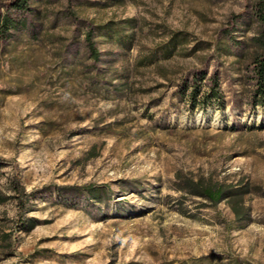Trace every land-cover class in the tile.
I'll use <instances>...</instances> for the list:
<instances>
[{
  "label": "rangeland",
  "instance_id": "obj_1",
  "mask_svg": "<svg viewBox=\"0 0 264 264\" xmlns=\"http://www.w3.org/2000/svg\"><path fill=\"white\" fill-rule=\"evenodd\" d=\"M257 1L0 0V264H264Z\"/></svg>",
  "mask_w": 264,
  "mask_h": 264
},
{
  "label": "trees",
  "instance_id": "obj_2",
  "mask_svg": "<svg viewBox=\"0 0 264 264\" xmlns=\"http://www.w3.org/2000/svg\"><path fill=\"white\" fill-rule=\"evenodd\" d=\"M28 0H14L12 6L21 10L26 7ZM256 16L260 24L259 38L257 39V44L261 49V53L256 55L253 62V73L255 74L256 82L258 85L259 99L264 103V0H258L255 6ZM3 26L11 25V20L8 17L2 19ZM93 33L89 32L86 35V41L88 42V49L92 57L98 58L99 53L97 52L94 43L92 42ZM196 90L195 85L192 87ZM221 89L217 80H213L209 86L208 97L210 99H215L219 101L221 99ZM15 187V192L17 193V199L20 200V204L23 203V197L25 196V188L21 185V181L17 178V183ZM191 192L194 195L200 196L210 202L212 205H218L221 202L226 201L232 208L233 212L239 219L244 217L243 206L240 205V198L243 195L249 193L248 188L244 187H234L231 185L224 184H201L199 182L194 183ZM89 193L94 194L90 189L86 190ZM3 196L0 194V202L3 201ZM23 210V206L20 207Z\"/></svg>",
  "mask_w": 264,
  "mask_h": 264
}]
</instances>
